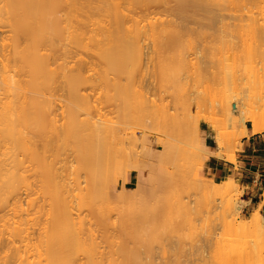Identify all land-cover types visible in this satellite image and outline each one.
<instances>
[{"label": "bare ground", "instance_id": "6f19581e", "mask_svg": "<svg viewBox=\"0 0 264 264\" xmlns=\"http://www.w3.org/2000/svg\"><path fill=\"white\" fill-rule=\"evenodd\" d=\"M219 1L220 0H0V31L3 34H5L0 39V222L5 221L3 225H0V240L5 239V240H8V242H9L8 243L9 244L8 250H5L6 252L4 251L5 254H3L2 250H1L2 252H0V264H36V263L40 264L39 260L43 259L42 257H44V255L39 257V260L33 256L39 255V254H37V252L42 247L40 246L39 249H36L38 251L35 250L36 251L35 255H33L32 252L28 251L26 249V247L30 248L32 245L35 249V247L38 246L36 244H38L39 242L42 243L43 238L47 239V242H46V240L43 241V243H45V244L47 243V245L44 246L46 248V250L43 251V249H41L42 251L40 250L39 253L46 252V254H48L44 257L46 259L41 261V263L43 262V264H44V261H45V264H47V263L49 264V262H50V264H52V263L53 264H143L142 261L139 262V260L137 259V258H140L139 256L136 255L139 252L135 251L133 253L131 251L128 252V251L122 250L126 246L121 248L123 253H121L120 250H116L117 251L116 253H118V252H119V254L121 253V255H118L119 257L113 256L116 254L115 252L113 255L108 253L109 255L106 254L107 256H105V254H104L105 251L101 253V251H100L101 246H99L100 242H98L99 243L98 244L96 241V238H94V236H95L94 234H96V233L91 232L89 229H86L87 228L86 222H88V219H90L87 216L88 214L86 215V213L85 214H83L84 212L82 213L83 214L82 216L86 215V217H87V218L85 217L87 220L84 221L85 220L84 217H80L81 212H79L80 215H78L79 214L78 212L76 213L77 208H75L76 207L75 204L73 206V200L75 201V199H76L75 203L79 204V206L81 208H83L84 207L83 205H86V204L88 205L89 203L95 204L96 200L98 201L104 197L105 201H102V203L99 201V203H101L100 204L101 209L99 211L96 209L98 211L96 216H98L99 212L103 213L104 209L106 211L108 209V211H109L107 213L104 212L103 214L99 213L100 218L98 216V219H100L99 221H101L100 223H102V225H104L103 223H104L105 219L108 221V219L111 218V216H107L108 214L111 215L113 213H116L114 211L116 209V205L114 206L115 209L111 210L113 213L110 212V210H109L112 208V206L115 203L111 204V208H109L110 204L109 205L105 204L104 206H102V205L104 203H106V200L109 201L110 197H108V195H107V194H109V191L112 192L115 190L113 188H116L114 186V181H115L116 177H119L120 175L122 176L124 174V172H119L123 168L122 162L124 160L120 161V164L122 166L120 167L118 174L117 173L113 174L117 169L114 168L115 169L114 170L113 168H110V167L109 168L107 167L108 169H105L103 164H104V161H106L105 162V164H106L107 160H108V158L104 160V155L106 158V156H108V155L110 156L113 153V151H112L113 145L111 143L112 140L109 139V137L110 136H113V137L119 136L121 138L122 135H124V128L122 127L123 125L122 126L120 125L118 127H117V125L115 126L114 124L117 123L118 121L117 122L113 121L115 119H113L112 117H111V119H113V120H111L110 116L108 114H107L105 121H108L110 119L109 121H111V122L110 123L108 122V123L110 125H114V126H110L107 122H105V124L103 122V124H102L101 120L93 122L94 114L96 112V109L98 108L97 107L98 102H97V104L95 103L96 105H94V100L92 101L91 98L89 99V97H90V95L94 96L95 93L97 94L95 97H98V95L100 93L98 94L97 92H100L102 89L103 90H105V89L102 88L100 91H98L97 89H100L99 88L100 86L96 85L97 89L95 90L96 92H94L93 87H91V89H93L94 95H92L90 92V95L88 96V95H86L88 91L87 92L85 91L86 94H82L80 92V88H82V89L84 88V90H85V89H87L88 83H89V87H90V86L94 85L95 80L98 79L105 86H108L110 88L113 87L112 88L113 90H114V88H117V92L115 90L113 92L114 94H112V92L109 91L108 94L113 95L112 98L114 101H117L119 98L120 99L118 101L119 102L122 101L124 95L128 93V89L130 90V88L125 89V85L128 84V80L125 79L127 77L124 78L123 76L128 75V77H130L129 80L131 81L132 77L135 76L136 74H138L135 70H137V68L143 63V59H144L143 49L145 50L146 47L142 48V46L144 45L145 42H148V41L153 42L154 48L152 47L153 49L152 48L151 49L155 50L156 54L160 50L162 52V55H159L160 52L158 53L159 56L157 55L158 57L161 58L158 61L159 62L158 65L156 63L158 68L155 67L156 65L153 64L154 69L157 68V73H158L153 77L157 78L159 76V79L162 80V82L159 80V82H161V84L163 82L167 83V81H169L173 77L174 78L171 79V81H174L176 79L182 80V78H186V77H184V75L185 76L187 75V77H190L191 79L193 78L192 77L193 75H196L198 77H205V79H207V81L204 80L205 82L204 81H202V82L206 83L207 86L206 85H205L206 87L203 86L202 91H205L206 94L207 93L209 94L210 91H212L213 89H214V91L217 90V92L215 91L216 92L215 94L212 95V92H211V94H209L211 97H209L210 99L208 101L210 104L212 102L213 103L215 102L214 103L215 107L220 108L219 109L220 111H218V113L216 112V114L219 116H218V118L216 117L215 119L218 120L221 117L220 114L222 113V111L225 112V110H226L225 113H227L229 111V112L233 113L234 115L239 116L238 122L242 123L243 128L241 129L239 136L236 135L237 137L235 138V136L233 135L234 140H232L231 138H233V137H231L232 136L231 135L232 133H231L228 135L229 138L231 137L230 139L227 136L226 139L223 140V138L220 137L223 134L221 133V135H220L219 133L221 132V130H218V129H220L219 127L221 126L220 122H219V120L218 121L216 120L215 122L216 123L219 122L217 124L220 126L217 127L218 129H216V128L213 129L212 132H214L216 134V137H215L216 144L215 145L217 148L212 149V148L207 147V145L205 144V133H204L203 129L199 130V126H198L199 123H198V125L195 126L198 129L195 128V130H194L191 128L193 126V125L191 126V124L192 123L195 124V122H193V120L194 121L196 120L198 122V120H197L198 118L192 119V120L188 119V121L190 120V122H188V121L186 122L183 120L187 117L186 115L183 117L182 116L176 117V115L180 114L179 112L182 108L181 104L183 103V99H182L183 95L179 99H178L179 96H177V98L175 97L174 99L172 98L171 101H172V103L174 102V104L172 106H171L172 103H170L171 101H169L170 98L169 99L164 98L163 103H160V104L158 103V105H157L156 100L154 101V99L152 100V98H150L151 101H149L148 100L149 96L146 98L145 97L146 95L144 96L142 94L143 93L142 92L141 94L143 95V97L140 94V97L138 98L139 103H140L139 105L141 107L140 110H142V112L139 111V113L141 112L142 115H143V113H144V115H146L147 112H148V114H150L152 112V114L155 115V114H157L155 112H158V113L160 112V114H162V112H164L162 114V116L163 117L166 116V118L161 117L162 118L161 119L162 124L161 123L160 124L164 128L163 129L161 127L162 128L161 130L163 132H165L166 129L167 130L165 133L160 132V134H164V136L167 137L172 132L171 130H174L172 133L174 136L176 134V137H177L176 139H178V136H180V134L182 136L179 138H181V139L185 138V135H184L185 130H184V132L182 131L183 133L181 132V130L185 129V128H182L181 130H180V128L182 126H184V124H185L184 122H186L187 124L190 123L189 125H187V127H189V128L186 127L187 128V130H186L187 137H186V142L184 143L185 148H186L185 149L186 154L188 153V156L189 155L193 156V157L192 156L190 157V160H191V158H193L194 159L193 162H194L196 160V158H194V156L198 155L199 153H200L201 159H208L212 155L222 157L225 155V153L222 151L224 145H226L227 147L231 146V147H233L234 150H236L240 141L244 137H246V135L248 133V126H247L248 122L251 123V128L253 129V131L255 133L264 132V22H263L264 19H261V18H264V16H262L264 14V12H263L264 11L263 10L264 9V5H263L264 0H259V1L257 0L256 1V4H259V7L258 6H256V7L259 8V9L258 8L257 9L259 10L260 13L258 12V10L256 8H254V10L256 9L257 12H255L253 10V7L256 5L255 3H254L255 5H252V4L250 5L251 1H253V0H248V2H247V0H245L248 3L247 5L248 6L250 5L251 9H249V10L250 11L253 10L256 14H253L252 13L253 11L248 13V14L245 13V12H247L244 9L245 7H243V9H244L243 11H245V12L242 11L241 14H239L240 13L239 9L241 8L242 5L241 6L233 5V7H232L230 4H227V5H230L232 7V8H229L227 10L228 6H226V3H229L232 1L231 4H233V2H234V4H236L237 0H235V1L230 0L228 2H226L227 0L226 1L222 0V1H224V3L226 2L225 3L226 7L223 5L224 4L223 2H219ZM240 1L238 0L237 4ZM245 1L243 3H246ZM260 3H262V4L260 5ZM217 4L218 5L221 4V5H219L220 7ZM214 5H217L216 6L217 8L218 7L222 8L224 13H225V11L230 12V14H227V15L225 13L226 17H228L229 15H233V14L236 15L237 11H234V13L232 12V14H231V11H233V10H238V14L240 16H238V18H236L237 16L235 17L233 15L234 18L232 16V19L230 20L231 17L227 19L225 17V15L224 16L221 15L222 12H220L221 14L218 13L219 15L215 14L216 12L213 13V11H214L213 6ZM262 5H263V9H262V7L260 8V6H262ZM161 9L166 11V14H168L169 16L171 15V17L176 16V17H178V19L180 18L181 23L179 24L176 20H173L172 18L170 19V17H168L169 19L168 18L164 19L166 16H168L164 12H163L165 14L164 17L158 16L157 11H159ZM231 9H233V10H231ZM260 9H262V11H260ZM241 10H242V8L240 9V11ZM200 13H202V16ZM242 13H245L246 17H244L245 15ZM94 15H98L99 17H101V19L98 21H94L93 20ZM172 15H174V16H172ZM256 15H258V16H256ZM224 17L227 20H230L232 22L230 23V21H229L228 23H224L223 22L225 20ZM235 18H236V20H235ZM259 18H260V20H262L263 23L259 22ZM233 19L237 23L240 22L239 25H237V23H236V25H232L234 22ZM227 20H226V22H227ZM245 20L248 21L249 26L251 27V29H250L251 30V32H250L251 36L248 35L249 38H251V41L249 39V41H248L249 44H247V41H246L245 43L247 45H245V43L240 44V43H238L237 40H236V42H234V36L232 33L233 29H231V31H229L230 27H234V28L236 27L237 30H240L239 29L240 24L241 25H243L244 23L246 24ZM241 22L242 23L244 22V23L242 24ZM191 23H194L197 25L199 24V27H201L203 29H204V27L209 28V29H212V28L215 29L216 27H218V26L220 27V25H223L222 28L220 27L221 29H219V30H221V31H222V29H225V30L222 31L223 33L221 31H220V33H217L218 36H216V34H215V38L216 37L221 38V42L224 40V42H222V43H224L225 45L222 44L223 47L220 49L219 48L217 49V51L219 50L218 52H220V56L218 58H216L217 57L216 55L212 56V58L214 57L216 60L214 58H213L214 60H212L210 58V60L207 61L206 59L204 60V57H207L206 55L208 54V52H211V50H213V49L216 50L217 47L210 49V47H212V46H211V44H209L210 47L208 46L209 47L208 49L210 51H207V52H205V51L208 49H206L204 51L205 48H203V50L201 48L200 50H202V52H203V53L201 52L202 55H205L204 57L203 56L201 57L203 60L199 57H197V58L195 57L196 59L199 58L197 61H200V62L195 61L194 60L195 58L192 59V60H194V62H191V61L190 62L193 64H191V63L187 64V65H189L187 67L190 68V70H188L189 72L185 71L183 73V70L186 68L185 67L181 73H179L180 70L178 71V73H177L178 75L174 74V72L172 73L175 76L177 75L176 78H175V76H172V74H171V78L169 79L170 74H167L168 76L166 77V71L169 67V63H171L172 65L174 64V62L177 63V61H175V58L172 56V52L175 50L177 52V50L179 48L181 49V47L185 46V44H184V46H182V45H183V43H185L184 39H185L186 34L190 35L191 32L194 33V30H192V28L190 26ZM241 28L244 29L243 27H241ZM244 31H246V30H244ZM199 32H200L199 35L204 34V32H202V31H199ZM237 33H236L237 34L236 36L239 35V31H237ZM243 34H245V32H243L240 35L242 36ZM246 34H247V32H246ZM246 37H247V35H246ZM246 37L244 36L243 38H246ZM240 38H242V37H240ZM240 40H242V39H240ZM240 40H239V42H240ZM244 40H243V42H244ZM64 41H67L68 43L66 45L62 44V42H64ZM209 42H206V43H209ZM212 42H215V40ZM90 44H91V46H90ZM190 44H191V42H190ZM212 44H214V43H212ZM215 44H216V42H215ZM85 45L90 46V48L87 47L89 49H91V47H92V49L90 50L92 54H93L92 51H94V57H91V59L97 58L101 64H104V67L107 70V73L106 74L104 73V76L102 75L103 74L102 72H101L102 74H100L97 71L98 78H95V75L97 73H95V75L93 74L94 76L89 73V71H92V70L96 71L95 68L90 69L91 63L84 62V59H82V60L76 59L79 57V55H77L78 54L77 51L76 52H74V51L77 50L78 48L87 49L85 47ZM83 46H84V48H83ZM191 46H192V44H191ZM216 46H217V44H216ZM73 52H74V56L72 55ZM153 52L154 51H152V53ZM75 53H77V54L75 55ZM149 53H151V52H149ZM155 53H153V54H155ZM146 54H148V53H146ZM153 54H150L151 56L146 55L148 57V58L146 57L147 60L149 59V57H151L152 61H155V59H154L155 57L153 58V56H152ZM75 56H76V58H75ZM81 58L79 57L78 59H81ZM72 59H76L77 61L76 60L73 61ZM184 59H186V57L182 58V61ZM188 59L190 60L191 58H188ZM96 61L94 62V64L95 63L98 64V62H96ZM149 61L150 60H148L147 64L149 63ZM152 61H150V62H152ZM167 61H169V62H167ZM243 61H245V64L243 63ZM164 62L168 63V64H165ZM179 62H181V61H179ZM144 64H142V65H144ZM190 64L192 67H190ZM102 66H100V64H99V69H100V67L102 68ZM141 66L139 67L140 69H141ZM104 67L102 68V70H104ZM142 67H144V66H142ZM145 67L148 68V66H146V65H145ZM106 70H104V72ZM108 71H111V72H108ZM141 71H142V69H141ZM135 72H136V74H135ZM87 73H89L88 75H90V76H88V75L86 76ZM108 73L113 74L117 78L114 79L113 81H109L105 77V75H106L109 78ZM144 73H143V75H144ZM155 73L156 72H154V74ZM154 74L152 73V75H154ZM160 74H163L162 78H160ZM180 74L181 75L183 74L182 75L183 77H181ZM122 77L126 80V84L125 85L122 84L124 86L120 88L119 87L120 86L119 79ZM164 77H165V79H164ZM110 78H112V77L110 76ZM137 78L138 77H136V79ZM61 79L62 80L64 79V80L62 82H59V80H61ZM186 79H189V78H186ZM191 79H189V82L187 80V83L192 88H196V86L193 87V85L198 84V82L195 83L197 78L196 77L194 78L196 80L193 79L194 80V84L192 83L193 85L191 84V82H193V80H191ZM98 80H96V82H98ZM133 81H134V78L130 82V83H132V85H134V83H135V81L134 82ZM171 81L169 83H171ZM100 82H98V83L101 84ZM58 84L60 85V87H58ZM136 84H137V86L139 85L138 87H141V85L138 84L137 81H136ZM62 85H64V87L66 86L65 90L69 89L68 91L66 90L67 96L64 95L66 98L63 95H61L62 89L64 91V88H62ZM165 85L166 84H164V86ZM199 85H201V84H199ZM82 86H84V87H82ZM96 86H94V87H96ZM128 87H129V85H128ZM131 87L133 88L134 86H131ZM165 87H168V86L166 85ZM207 87L209 88V90L206 92V90L208 89ZM215 87H218L220 89L219 90H218V88L215 89ZM60 88H61V92H60L61 94L59 95L58 89H60ZM122 88L127 92L125 93V91ZM135 88H136V86H135ZM135 88H134V90H135L134 91L135 92L134 97L138 96L140 93L137 91L138 94H136L137 89H135ZM205 88H207V89H205ZM120 89L123 90L124 92L121 91ZM194 90L195 89H193V91ZM214 91H213V93H214ZM205 93H203V96H206ZM230 93H233L239 97V103L236 102V100L230 99V97H229ZM106 94H107V91L105 92V94L103 93V97L105 95V98L103 100L105 101L108 98L106 100L107 103L105 102L106 103L105 105L108 104V100H110V98H111V97L106 98V96H108V94L107 95ZM114 95L116 96V99H115ZM216 95L218 96L217 98L215 97ZM121 96H123V97H121ZM142 98L144 99V101L142 100ZM100 99L101 98L98 99V101H100L99 103L104 104V101L102 99L101 100ZM127 99H129V98H127ZM130 99L132 102L134 98L133 99L130 98ZM214 99L215 100L217 99V100L215 101ZM125 100L126 99H123V101H125ZM179 100H180V102H179ZM184 100H185V98H184ZM186 100H187V97H186ZM136 101L134 99V103ZM185 101L183 103L184 106L186 104ZM189 101H191V99ZM193 101H195V97H194ZM128 102H130V101H128ZM143 102H145L144 104H146V105H144ZM202 102H204V101L200 102V106H201ZM149 103H151V104H149ZM152 103H154V104H152ZM197 103H196L195 110L197 108ZM120 104L117 103L118 106ZM142 104L144 106H142ZM210 104H208V106ZM100 105H99V108H101ZM105 105H103L104 108H105ZM112 105L113 104L111 103L110 106H112ZM117 105H113V106L116 107ZM124 105H128V104L124 103ZM124 105H123V107H124ZM133 105L129 104L128 107L127 106L126 107H127V109L128 108L129 109L133 108L134 110L137 109V112H138L139 108H137V106H138L137 102L135 103L134 107H130ZM176 105L177 106L179 105L181 107H179V106L177 107ZM192 105H194V104H192ZM121 106H122V104H121ZM173 106H174L175 110L174 109H172V110L174 112H176V110L178 111L179 108H180V110H179V112H177L178 114H176V115H174L171 112V115L172 114L174 115L173 118L169 117L168 121H166L165 119H167V117L170 116L169 113L171 111V107H173ZM203 106L204 105H202L200 107V109ZM58 107L59 108L61 107V109L63 108L64 111L66 110L65 112H63L61 110L63 113H60L61 111L59 110L60 115H62V117L66 118L67 122L65 121L66 122L65 124H64V122H63V124L61 123L63 120H65V118L63 119L60 117V119H63V120L57 119V118H59L58 117L59 115H57ZM109 107H107V110H106L107 113H109L108 111H111V110H108ZM143 107H145V108H143ZM175 107H177V108H175ZM209 107L207 110L210 111ZM211 107H212V104H211ZM215 107H212V108H215ZM189 108L191 109V107H189ZM133 109H131V110H133ZM185 109H186V107H185ZM205 109H202V110H205ZM198 110H199V108H198ZM186 111H184V112H186ZM199 111H201V110H199ZM209 111H208V114L210 113ZM99 112L100 111H98V113L96 112L97 116H95L96 118L94 120H98L99 115L102 113V112L101 113H99ZM112 112L113 111H111L110 113L112 114ZM181 112H183V110ZM201 112H199V113H201ZM64 113L66 116L63 115ZM104 113H103V115H104ZM122 113H123V111H121L120 114H122ZM126 114H129V113L127 112ZM189 114H190V112H189ZM189 114H188V117L191 116ZM142 115H141V117H142ZM217 115H214V116H217ZM108 116H109V119H107ZM123 116H124V114H122L121 118ZM223 116H224V113L222 114V117L220 119H222ZM226 116H228V114ZM126 117H124V118H126ZM135 117L137 118V116H135ZM175 117H176V119H174ZM195 117H197V116H195ZM180 118H183L182 121H180ZM224 118L225 119H223V121H225L226 123L228 122V124H230V125L233 124V123L231 124V122L237 123L235 118H233V120L231 122L226 120V118L229 120L228 117L224 116ZM100 119H103V118H100ZM104 119H103V121H104ZM138 120L141 121L140 119H138ZM169 120L171 121V123H169L170 122ZM176 120H177V122H176L177 125H173ZM59 121H61V122L58 123ZM165 121H166L167 125H163V123ZM223 121L221 120V123ZM212 122L214 123V121H212ZM111 123H113V124H111ZM180 123H181V126H180ZM168 124H170V126H168ZM63 125H66V126H63ZM58 126H59V128L57 129ZM166 126L170 127V129L168 127L165 128ZM175 126L179 127V128L175 129ZM60 127L63 130V131L61 130V133L59 131ZM49 130L50 131L52 130V132H50L49 135L52 137H53V135L55 136V138L51 137L52 141L54 142V143L52 142L53 145H56V148L53 151L57 150L59 143L63 144V142L67 143L68 141H70V145H71L72 140H74L72 143L75 142V145H76L75 149L72 146L74 144L69 146L68 144L65 143L64 146L68 145L67 146L68 149H66L65 151L66 152L69 151L70 147H71V149L74 150V153L72 155H75L77 152V154H76L77 157L76 156H73V157L77 158V163L79 161L81 163L80 165H82V164L84 165V166L82 165L83 167L82 166L79 167V169L80 168L85 169L86 171H82V172L85 173L84 176L86 174H88V176H85V177L89 178V179L84 178L85 180H89V181H84V182H86L85 183L86 186L84 185L85 187L82 186L84 183L80 179L81 174H80V177H73V179L75 180V185H76L75 187L72 186V185H74V184H72L74 180L73 181L71 180L72 179L71 177L73 175L70 176V178H69V176L66 175V179L69 178V179H67V180H69L68 182H65L66 179L63 182L62 181V179H64L63 177H62L61 182H60V177H61V175H64V174H61L62 172H60L63 169L59 168L60 169V170L58 169L59 171L56 169V168H58L57 165H55V163L56 164L58 163V161H57L58 157H56V154H55L56 152L55 153L50 152L53 154L54 159L52 158V160H55L54 162L51 160V158H50L51 161L48 162L47 159H49V157L44 158V156H47V153H49L50 149L52 151L53 147H55V146L51 145L52 143L50 142L51 141L50 136L47 137V133L49 132ZM55 130H58L59 132L58 131L56 132ZM168 130L171 132H168ZM196 130H198V131H196ZM130 132H128V133H130ZM177 132H178V135H177ZM57 133H59V135L62 134L63 137L65 136L64 138H66V135H67L68 140L66 139V140H63V142H61L60 140H62V138L59 139V135L57 136ZM166 133L168 135H166ZM171 134L168 137L169 138L172 137L175 139V137ZM129 135H131V134H129ZM129 135H128V137H132V139H135V138H133V137H135V135H133V134H132L133 136H129ZM183 135H184V137H183ZM106 137H107V139H106ZM124 137H122V139ZM168 137L160 139V143L162 144L165 152L172 154L173 160H174V157L179 156L178 158H180V155L183 152L182 153H181V151L178 152L177 148L181 147L183 150L184 144L182 143L183 145L181 144L182 145L181 146L179 144V142L181 140L178 139L179 141H175L178 143V147H177L174 144L175 142L173 143L174 140L169 139ZM46 138L47 139L49 138L50 141L47 140ZM37 139H39V140H37ZM40 139H42V141H45L41 144L46 147V149H45L44 146H42L44 148V149L41 148L44 151V152L41 151L42 153L39 152L41 149H39L40 145L38 148V144H37V141H38V143L41 141ZM108 139L111 141H109ZM102 140H103V143L101 144V147L102 146L103 147H102V150L100 152H102L103 149H105L107 147L106 141L109 142L110 146L108 145V147H110L111 150L108 149V150H110L108 152L109 154H104L105 151H103L102 153L104 155L100 152H99L100 155H97V153L95 154L93 152L100 146L99 143H101ZM147 140H148V138L146 139V141ZM171 140H173V141H171ZM230 140L233 141V144H230V142H231ZM56 141H59V142L56 143ZM104 141L106 143H104ZM117 141H119V139ZM146 141L144 142L145 144L147 143ZM49 142L51 144H49ZM137 142H139V141H137ZM137 142H136V144H137ZM182 142H184V141L182 140ZM46 143H48V144H46ZM35 145H37V147H35ZM47 145L50 146L49 150H48ZM148 145H150V144L148 143ZM61 146H63V145H61ZM104 146H106V147L104 148ZM63 148L61 147L60 148L61 151L58 149L57 152L62 154ZM124 148H126V147H124ZM98 149H101V148L99 147ZM149 149H151V148L149 147ZM173 149H175V150H173ZM176 149H177V152H175ZM73 150H70L69 152H71V151L73 152ZM123 150H125V149H123ZM80 151H82V154L80 153ZM97 151L98 150H96V152ZM149 151L150 150L146 151L147 154H149V155H147L148 159L154 160V156H152V154H150V153H153L152 150L150 152ZM173 151H174V153H173ZM78 153L81 155V157L78 156ZM176 153L178 154V156H176L177 155ZM186 154H184L182 161H183V159L184 160L188 159L187 158L188 156ZM128 155H127V157H130ZM182 155H181V157H182ZM48 156H49V154H48ZM119 156H120V152H119V155L117 157H119ZM147 156H146V158H147ZM78 157H79V159H78ZM111 157L112 156H110L109 160L119 164L118 163L119 161L117 160V158L114 157V155H113L114 158L113 157L111 158ZM122 157H124V156H122ZM80 158H82V159H80ZM236 158H237V155H236L235 151L232 152L228 156V160H230V161L236 160ZM26 159L27 160L29 159L28 161H31V164ZM87 159H91V161H89ZM94 159H96V161H94ZM176 159L177 158H175V161H176ZM83 160L86 161L85 162L86 164L83 163ZM116 160L118 162H116ZM158 160H160V157ZM161 160L159 162H161ZM173 160L171 161V163H174ZM180 160H181V158L177 159L178 162H176V164H175V168L176 169L178 168L177 171L180 170L179 169L180 165H181ZM45 161L47 163L51 162L52 164L49 165ZM111 161H109V162H111ZM32 162L34 163L33 166H32ZM129 162H131V161H129ZM191 162H192V160H191ZM196 162L197 161H195V163ZM108 163L106 164V166H108L110 164V163L109 164ZM146 163H148V166L144 167L143 170L140 169L141 164H139V160H136V161L134 160V162H132L131 164H134V166H135L134 168H136V172H138V177L141 176L145 180V182H146V180L147 181H150L151 179L155 180V179L151 178V176H147L148 175L147 172L151 169L150 167L153 163H151V162H150L151 164L149 162H146ZM179 163H180V165L178 167ZM195 163H193V164H195ZM28 164H30V166ZM162 164L164 165V163H162ZM54 165H55V167H54ZM72 165L73 164H71V166ZM76 165H79V164H76ZM129 165H127V166L129 167ZM168 166L169 165H167V167ZM53 167L56 170H54ZM32 168L35 171V175L40 174V176L39 175L38 176L40 177V183L41 184L40 183L39 184H40V186H42V188L39 186L38 183H37L36 188H35V185H33L31 182H29L28 177H26V176H28L27 173H29L28 172L29 170H31V173H33L32 176L33 177L35 176L34 172L32 171ZM34 168H36V170ZM72 168H73V166L71 167V170H73V172L75 173L74 168L73 169ZM76 168L77 167H75V169ZM117 168H119V167H117ZM125 168H126V166H125ZM147 168L149 170H147ZM67 169H70V166H68ZM109 169L110 170L112 169L111 172H109L110 171ZM26 170H28L27 173H26ZM123 170L124 169H122V171ZM194 170H195V167H194ZM57 171L60 173V176H59V173ZM77 171H79V170H76V173H77ZM36 172H38V173L36 174ZM64 172H67V174H68L67 170ZM150 172H151V170H150ZM77 175H78V173L75 174V176H77ZM37 177H35V178L37 179V182H38L39 177L38 178ZM173 178H175V177L173 176ZM26 179H27V181H26ZM171 179L172 178H170V181L172 182ZM41 180H42V182H41ZM71 181H72V183H71ZM77 181H78V183H77ZM197 181H198V187L204 186L203 185L204 182L200 177L197 178ZM87 182L89 183V185H88L89 187L87 186V184H88ZM30 183L32 184V186L35 189L32 188ZM66 184L67 185L69 184L71 186L70 188H72V187L76 188L77 187V189L79 190L81 195L78 194L79 192L77 193L76 196L73 195L72 191L74 189L72 188V190H71L69 188V185H68V187H66L67 186ZM77 184H78V186H77ZM80 184H81V186H80ZM210 184L215 185L216 187H218L221 190L223 198L225 201H228V197L230 199V197L235 195V194L234 195H232V194L239 190V181L234 179V178H229L227 180H223L222 182H216V181L212 180L210 182ZM30 187H31V189H29ZM140 187H143V186H140ZM26 188H27V190H29L30 195H32L34 193V192L31 193V191H33V190L35 191L36 189H38V190H36L34 195L37 193L36 195L38 196V191H40L42 194L44 193L43 194L44 197L43 198H42V196L40 197L41 194L39 193L38 198L40 197V199L42 198V200H45L47 202V200L44 199L47 196L49 201L52 202V204H51V202L49 203V201H48V204H47V206L49 205V207H50L49 209L51 211L46 207V202H42L43 206L45 205L44 210H46V211H47V209L49 210L47 212L45 211L46 212V218H45L46 220L43 221V223L45 222L44 223L45 225L48 222L46 225L47 229H46L45 225L42 224L45 227L43 230V226L40 224L41 223V221H40V223L38 222V228H40L39 226H41L40 229H42L43 231L40 229H39L40 230L39 231L38 228L36 227L37 225L36 226L34 225L36 227L35 230L37 229V232L34 231L35 233H33V232L29 233V234L33 233V236H30L28 233H26V232L30 231L31 229H26V227H27L26 226V220L28 218L25 215L28 216V214H26L27 208H25L23 206L22 200H21L22 190L27 191ZM83 188H84V190L80 191ZM86 188H87V190H86ZM165 188L167 189V187H165ZM40 189H42V190H40ZM66 189H68V191ZM69 190L72 193H69ZM78 190H76L74 192H77ZM85 190H86V193L84 194L83 192ZM165 190H163V191H165ZM168 190H170V189H168ZM123 191L125 192V189H123ZM144 191H145V189H144ZM67 192L69 193V195ZM121 193L122 192H120V194ZM141 194H144V193H141ZM70 195L72 197H75V199L74 198L72 199ZM78 195L81 197H79ZM77 196L79 197L78 199H77ZM105 196H107V197H105ZM120 196H122V194ZM106 198H109V199H106ZM129 198L130 197L126 198V200L127 199L130 200ZM33 199L31 198V200L34 201V204H35V200H36L37 205L36 204L35 205L38 207V204H40V202L38 203V201H42V200H38L36 197H34ZM231 199H233V197ZM109 202H107V203H109ZM175 202H177V200H175L174 203ZM228 202H226V203H228ZM231 202H232V200L229 203L231 204ZM178 203H179V205H177V204H175L176 206L173 205L174 206L173 211L177 210L179 212V210H184L183 212H185L186 217H188L187 220L189 221L190 210L188 209L186 203H184V202L181 203L180 201ZM34 204H33L34 208H37V207H35ZM50 204H51V206H50ZM97 204H96V206H98ZM141 204H139V206ZM145 204L146 203H144V205ZM230 204L227 206L228 207L231 206ZM33 206L29 205V207H33ZM131 206H133V207H130V209H127V210H129L128 212L131 213L133 211L131 214L133 215L135 213L137 215L136 216L134 214L135 216L132 217L133 220L134 219H136V220L132 221L129 219L130 221H128L129 225L131 224L130 227H132V224H133V226H135V227H133V229L131 228L132 231L138 230L139 226L141 227V225H140L141 222L144 223V221H147L148 219L149 220L146 223L149 222V224H151L150 222L152 219L148 218L149 216H147V218H145L146 215L144 217L142 216L144 214V212H146V211L142 210V213L140 214L139 209L142 207L137 208V206L135 207L133 204H131ZM147 206H148V204H147ZM104 207H107V208H104ZM242 207L243 206L242 205L239 206V204H238V206H236L237 210H239V211L242 210ZM38 208H40V207H38ZM93 208H92V211H94ZM78 209H79V207H78ZM39 210L43 211V208L39 209ZM52 211L55 214L53 217H52V215H53ZM77 211H79V210H77ZM92 211H91V213H92ZM134 211H136V212H134ZM177 211H176V213H177ZM10 212H12V213H10ZM45 212H43V213L45 214ZM149 212H150V210H149ZM43 213H42V215H44ZM48 213H50V214H48ZM75 213L78 215L77 218H75V216H76ZM11 214H13V215H11ZM74 214H75V216H74ZM104 214H107L106 215L107 217ZM119 214H118V216L120 217L119 220L122 221L121 218L123 217L124 214H126V212L123 213V215L122 214L119 215ZM146 214H147V212H146ZM148 214H150V213H148ZM172 214H174V212ZM178 214H180V213H178ZM9 215H11V216H9ZM42 215L40 214L38 217H40V216L42 217ZM91 215L92 214H90V212H89V217H91ZM139 215H141L142 217ZM161 215H163V214L161 213ZM161 215H160V217H161ZM175 215H172V216H175ZM10 217H12L13 220H12V218L10 219ZM41 217L40 218L35 217L36 219L34 217H30V218L33 219L32 220L33 222H35V220H39V219L42 220L44 218V217H42V218ZM93 217H91V219ZM104 217H106V218H104ZM47 218H49L50 221H49V219L47 221ZM81 218H82V221L80 220ZM167 218H169V216ZM31 219H29V220L31 221ZM77 219H79V220H77ZM158 219H159V217H158ZM126 220L120 222V226L125 231L127 229L129 230V228H130V227H128V225H126L128 227L126 229L125 225L124 226L122 225V224H125ZM32 221H31V223H32ZM107 221L105 222V225L108 224ZM93 222H95V220ZM93 222L91 224H93ZM133 222L134 223L136 222L135 224L137 226ZM227 222H228V224H227ZM227 222H226V224L228 226H230V224H232L231 221H227ZM235 223L233 221V224L230 227H232V228H233V226L235 227L236 226ZM84 224H85V226H84ZM98 225H100L102 227L101 224L98 223ZM239 226L237 228L241 229L242 226H244V229L243 228L241 230L238 229V232H236L237 231L236 227L234 228V230H236V231L231 230L232 228H230L228 230V232L234 231V234H233V232L229 233V234L230 235L232 234L231 236H233L235 238L233 239V237H232V239H228V241H226L227 239L224 240V243L219 247L220 251L215 256V258L218 260L219 264H251V261L253 263L256 260H260L261 253L263 251L262 249L264 248V217L260 213V210L259 211L257 210L256 213L252 214L247 219V222H245V225L243 224V225H239ZM28 227L30 228V226H28ZM49 228L51 230H49ZM90 228H91V226H90ZM228 228L229 227H227V229ZM33 229H32V231H33ZM245 229H247L248 231H251L253 233L252 234L253 235L252 238H254L253 241L250 240L251 236H249V233ZM41 231H42V236L41 235L40 236H41V238L43 236L44 237L41 239V241H39L38 238H40V236H36V233H37V235L41 234ZM44 231L46 232V234L44 233ZM49 231H51L52 234H49ZM239 231L243 232V233L240 232L241 236L244 235V231H246V233H248V234L244 235L245 236V237H243L244 239L246 238V235L250 238H247L245 240L240 239L242 237L239 236ZM130 233H131V235H134V234H132V232H130ZM236 233H238L239 237H237ZM229 234H226V236L231 237ZM29 236L30 237L36 236L37 240L39 242L37 241L38 243L34 244L35 243L34 239H36V238H30ZM95 237H97V236H95ZM27 239H30L32 243L27 242V241H30ZM32 239H33V241H32ZM236 239L239 240L238 242H240L242 240L241 244L240 243L234 244V243H236L235 242ZM247 240H250V241H248L249 243L252 241L250 243L251 246H250V244L246 245L248 243L243 244V241L247 242ZM27 243H31V244L28 245ZM252 243H253V245L256 244V246H253ZM40 245H42V244H40ZM235 245L238 248L239 247L243 248V246H245L248 249L250 246L251 248H253V250L250 249V251L248 252L247 248H246V250L244 249V251L242 252L243 249L242 250L237 249L235 247ZM33 247H32V249H33ZM26 251H28L30 255ZM111 251H110V253H111ZM137 251H138V249H137ZM245 251H246V253H245ZM252 251H254V252L256 251V252L254 253ZM26 253L30 257L32 255L33 256L30 258ZM139 255H140V253H139ZM27 256L29 257V259ZM47 256L50 257L51 260ZM255 258H256V260H255ZM31 261H33V262H31ZM35 261H37V262H35Z\"/></svg>", "mask_w": 264, "mask_h": 264}, {"label": "rangeland", "instance_id": "374dc122", "mask_svg": "<svg viewBox=\"0 0 264 264\" xmlns=\"http://www.w3.org/2000/svg\"><path fill=\"white\" fill-rule=\"evenodd\" d=\"M224 1H226V0H224ZM224 1H222V0H220L219 2H223L224 3ZM228 1H230V0H227L226 2H228ZM233 1H235V0H233ZM238 1V0H237ZM237 1H236V4H237ZM240 1V0H239ZM245 0H241L237 5L236 4H234V2H233V4H231L232 3V1L231 2H229V3H226V6H228V8H227V10L229 9V8H232L233 7V5H235V6H241V8H242V10L240 11V9H239V14H241V12L245 9V11H247V12H245V11H243V12H245V13H250V12H252L253 10H254V8H258L259 7V4H256V1L257 0H253V1H251V3H250V5L252 4V5H255L254 7H253V10L252 11H250L249 9H251L250 8V5L248 6L247 4V2H248V0H247V2L246 3H243ZM259 1V0H258ZM225 3L223 4L224 6H225ZM255 3V4H254ZM227 4H230V5H227ZM262 3H260V5H261ZM218 5V4H217ZM217 5H214L213 6V13L214 12H216L215 14H221L220 12H222V14L221 15H225V13H226V15L227 14H230V12H228V11H225V13H224V11L222 10V8H219L220 6L219 5H221V4H219L218 6V8L216 7ZM264 5V4H263ZM263 5L262 6H260V8L262 7V9H263ZM225 6V7H226ZM256 6H258V7H256ZM243 7H245L244 9H243ZM252 7V6H251ZM224 8V7H223ZM239 8V7H238ZM254 10L255 12H257V10L259 9H257V10ZM262 9H260V11H262ZM231 10H233V9H231ZM230 10V11H231ZM264 10V9H263ZM234 11H237V14H238V10H233V11H231V14H232V12L234 13ZM252 12L253 14H256L255 12ZM158 12V16H165V14H166V11H164V10H159V11H157ZM165 14H164V13ZM258 12H259V10H258ZM264 12V11H263ZM262 12V13H263ZM163 15H162V14ZM245 13H242V14H244L245 15ZM260 13V12H259ZM261 13V14H262ZM201 14V16H202V13H200ZM218 14V15H219ZM235 15V14H233L236 18H238V16H240L239 14L238 15ZM166 15H168V14H166ZM204 15V14H203ZM226 15H225V17H226ZM233 15H229L228 17H226L227 19L228 18H230V20L232 19V16ZM172 16H174V15H172ZM234 16H233V18H234ZM242 16V15H241ZM256 16H258V15H256ZM260 16V15H259ZM262 16H264V14L262 15ZM261 16V17H262ZM82 17V16H81ZM168 17H170V19L172 18L173 20H176L179 24L181 23V19L179 18L178 19V17H176V16H174V17H171V15L169 16H166L164 19H167ZM224 17V18H225ZM244 17H246V15L244 16ZM225 18V20L223 21L224 23H228L230 20H227ZM236 18H235V20H236ZM101 19V17H99L98 15H94L93 16V20L94 21H98V20H100ZM169 19V18H168ZM261 19H264V18H261ZM226 20H227V22H226ZM234 20V19H233ZM235 20H234V22H233V24L232 25H236V23L237 22H235ZM247 20V19H246ZM245 20V21H246ZM232 21H230V23H231ZM259 22L260 23H263L262 22V20H260V18H259ZM229 23V24H230ZM235 23V24H234ZM239 23L240 22H238L237 23V25H239ZM242 23V22H241ZM244 23V22H243ZM242 23V24H243ZM191 28H192V30H194V33H192L191 32V34L190 35H188V34H186L185 35V39H184V41H185V43H183V45L182 46H184V44H185V46L184 47H181V49L179 50H177V52H176V50L175 51H173L172 52V56L175 58V61H177V63L176 62H174V64L172 65L171 63H169V67H168V69H167V71H166V77L168 76L167 74H170L169 75V79L171 78V74L174 72V74H177L178 73V71L180 70V72L179 73H181L182 72V70H183V73L185 72V71H188V70H190V68L189 67H187V66H189V65H187V64H189V63H191V62H194V60L195 61H197L199 58H201L202 56L204 57L205 55H202V50H203V48H205L204 49V51L206 50V49H208L210 46H209V44H211V46L212 47H210V49H213L214 47L216 48V50H211V52H208V54L206 55L207 57H204V60L206 59L207 61L208 60H210V58L212 59V60H214L213 58H212V56L213 55H216L217 57L216 58H218L219 56H220V52H218L217 51V49L219 48H222L223 46H222V44H224V43H222V42H224V40L221 42V38H219V37H216L215 38V34H216V36H218L217 35V33H220V31L221 30H219V29H221L222 28V26L223 25H220V27L218 28V27H216L215 29H209V28H205L204 27V29L203 28H201V27H199V24L197 25V24H194V23H191ZM201 26V25H200ZM239 27V26H238ZM241 27H243L244 29H242ZM224 28V27H223ZM203 29V30H202ZM231 29H233V31H232V33H233V36H234V42H236V40L238 41V43H240V44H244L246 41H247V44H249L248 43V41H249V39H250V41H251V38H249V36L248 35H250L251 36V27L249 26V23H248V21H246V24L244 23L243 25H241L240 24V27H239V29L241 30H237L236 29V27L234 28V27H230V29H229V31H231ZM225 29H222V31H224ZM244 30H246V31H244ZM198 31V32H197ZM199 31H202V32H204V34H201V35H199L200 34V32ZM207 31V32H206ZM219 31V32H218ZM221 31V32H222ZM237 31H239V35L238 36H236L238 33H237ZM243 32H245V34H243L242 36L240 35V34H242ZM246 32H247V34H246ZM250 34H249V33ZM223 33V32H222ZM237 33V34H236ZM214 34V35H213ZM5 34H3L1 31H0V39H1V37H3ZM203 35V36H202ZM246 35H247V37H246ZM246 37V38H243V37ZM239 37V38H238ZM240 37H242V38H240ZM215 40V42H216V44H217V46H216V44H215V42H212V41H214ZM240 39H242V40H240ZM245 39V40H244ZM248 39V40H247ZM239 40H240V42H239ZM243 40H244V42H243ZM210 41V42H209ZM242 41V42H241ZM190 42H191V44H192V46H191V44H190ZM206 42H209V43H206ZM68 42L67 41H64V42H62V44H64V45H66ZM212 43H214V44H212ZM147 44V45H146ZM246 43H245V45H247ZM225 45V44H224ZM90 46H91V44H90ZM90 46H87V45H85V47L87 48V47H89L90 48ZM191 46V47H190ZM202 46V47H201ZM209 46V47H208ZM145 48V50L143 49V54H144V59H143V63L142 64H144V65H142V66H144L145 67V65L146 66H148V68H144V67H142L141 65V69H142V71H141V69L138 67L137 68V70H135L138 74H136V72H135V76H133L132 77V80H133V78H134V81H135V83H134V85H132V83H130L131 81L129 80V78L130 77H128V75H124L123 77L125 78V77H127V78H125L126 80H128V84H126V80L122 77V78H120L119 79V81H120V88L121 87H123L125 84V89L126 88H130V90L128 89V93L127 94H125L127 91H125L123 88V90L125 91V95H124V97L123 96H121V97H123V99H126L125 101H123V99H122V101H114L113 100V98H112V94H114L113 92L116 90V92H117V88H114V90L112 89V88H110V87H108V86H105L104 84H102V82H100V80H98V79H96V80H98V82H100L101 84H99L98 82H96V80H95V82H94V85H92V86H90L89 87V83L87 84V89H85L84 90V88L82 89V88H80V92L82 93V94H86V92H87V94L86 95H90V92H91V94L92 95H94V92H96L95 90L97 89V86L96 85H98V86H100L99 88L100 89H97L98 91H100L102 88H104L106 91H107V94L109 93V91H111L112 92V94H108V96H106V98L107 97H111L110 98V100H108V106L107 105H105L106 103H107V99L104 101L103 99L105 98V95H104V97H103V93L105 94V90H101L100 92H97L99 95H98V97L99 98H101L103 101H104V104H101V103H99L100 101H98V97H95L97 94L95 93V95L94 96H91L90 95V97H89V99L91 98V100L93 101L94 100V105H96L97 104V102H98V104H97V109H96V112L98 113V111H100L99 113H101L104 109V111L99 115V117H98V120H94L96 117L95 116H97V114H96V112H95V114H94V119H93V122L95 121H99V120H101L102 122V124H103V122H104V124H105V122H111V121H109L110 119H111V117L113 118V119H115V120H113V119H111V120H113V121H115V122H117V123H115L114 125L116 126L117 125V127L118 126H122L123 128H124V135H122V137H124L123 139H122V137L120 138L119 136H116V137H113V136H110L109 137V139H111L112 140V145H113V147H112V151H113V153H112V155H110V156H112L113 157V155H114V157L115 158H117V160L119 161H117L116 160V162H118L119 164H117V163H115V162H112L111 160H109V158H110V156L108 155V156H106V158H105V155L104 154H109L108 152L111 150L110 149V147H108V145H109V142L108 141H106L107 142V147L106 146H104V148L105 149H103V151H105L104 152V154L102 153V152H100L101 150H102V147H101V144L103 143V140H102V142L101 143H99L100 144V148L101 149H96V150H98L97 152H96V150L93 152V153H97V155H100L99 154V152L100 153H102L103 155H104V160L105 159H107L108 158V160H107V163L109 162V161H111V162H109L108 164V166H106V164H105V162L106 161H104V164H103V166H104V168L105 169H108L109 167L110 168H115V169H117L113 174H115V173H117L118 174V171H119V169H120V167L122 166L121 164H120V161H122V160H124L123 162H122V164H123V168L122 169H124L123 171H122V169L119 171V172H124V174L121 176L120 174V176L119 177H116V179H115V181H114V186L116 187V188H113V189H115L114 191H112V192H110L109 191V194H107L108 195V197H110V199L109 198H106V199H109V201L108 200H106V203H104L102 206H104L105 204H107V205H109L110 204V206H109V208H111V204L112 203H115L113 206H112V208L111 209H109L110 210V212H112L111 210H114L115 208H114V206L116 205V209L114 210L116 213H113V214H111V215H107V214H104L105 216L107 215V216H111V218L110 219H108V221L105 219V221H104V225H102V223H100L101 221H99L100 219H98V216H99V213H98V216H96L97 215V212L101 209V203H102V201H105L104 199V197L102 198V199H100V200H96V202H95V204L93 205V204H91V203H89L88 205L86 204V205H83L84 207L83 208H81L80 206H79V204H76L75 203V201H76V199H75V197H72L71 195V198L73 199H75V201L73 200V206H74V204H75V208H77L76 209V213L78 212H81V215H80V213L78 214V215H80V217H84V221H86L87 219V217H86V215L88 216V218H90V219H88V222H86V229H89L91 232H94V233H96V234H94L95 236H97V237H95L94 236V238H96V241H97V243L98 242H100V244H99V246H101V249H100V251H101V253L102 252H104L105 251V256H107V255H109V254H111V255H113L114 254V252L116 253L117 251L116 250H120L121 251V253H123V251L122 250H125V251H131V252H139L140 253V255H139V253H137L136 255L137 256H139L140 258H137L138 260H139V262L140 261H142V263L143 264H219V262H218V260L215 258V256H216V254H218L219 253V251H220V249H219V247L224 243V240H226V241H228V239H232V237L233 236H231L229 233H232L233 232V234H234V231H236V232H238V229H240V228H237L239 225H245V222H247V219L251 216V213L249 212V210L248 209H245V206H246V203L243 201V199H244V190L241 188V190H240V186H239V190L237 191V192H235V193H233L232 195H234V196H232L233 197V199H231L232 197H230V199H229V197H228V201L230 200H232V202H231V204L228 202V201H225L224 200V198H223V195H222V192H221V190L218 188V187H216L215 185H213V184H210V182L213 180V178H211L209 175H207V173H206V170H205V167H206V160L207 159H201L200 157V153L198 154V155H195L194 156V158H196V160L195 161H197L196 163H195V161L193 162V158H191V160H192V162H191V160H190V157L192 156V155H189L188 156V153L186 154V148H185V142H186V137H187V133H186V130H187V128H189V127H187V125H189V124H187L186 122L188 121V119H190V120H192V119H197L198 120V122L195 120H193V122H195V124H191V128L192 129H194L195 130V128L196 129H198L197 127H195L196 125H198V123H199V130H202L203 128L202 127H204V128H208V129H210L211 131L213 130V129H218L217 127H219L220 125V129H218V130H221V132L219 133L220 135H221V133L223 134V135H221L220 137L221 138H223V140L224 139H226V137L229 135V134H231L232 136L231 137H233V135L235 136V138L237 137L236 135H238L239 136V134H240V131H241V129L243 128V126H242V123H240V122H231V124L232 125H230V124H228V122L226 123L225 121H223V119H225L224 118V116L225 117H228V116H226L227 114H229L230 112L228 111L227 113H225L226 112V110H225V112L224 111H222V113L220 114L221 115V117H222V114L224 113V116H223V118L222 119H218L219 120V122H220V125H218L217 123H219V122H215L217 119H215L216 117L218 118V116L219 115H217L216 114V112L218 113V111H220L219 109L220 108H216L215 107V102L213 103H211L212 104V107H215V108H212L211 107V104L208 102L209 101V97H211L209 94H211V92H212V95L213 94H215L216 92H217V90H215L214 91V89L212 90V91H210V93L208 94H206L205 93V91H202L203 89H202V87L203 86H205L206 85V83H204L205 81H207V79H205V77H198V76H196V75H193L192 77V79L190 78V77H187V75L185 76L184 75V77H186V78H189V79H191V80H193L195 77L197 78V80L196 79H194V80H196L195 81V83H197L198 82V84H194V80H193V82H191V84L193 85V87L194 86H196V88H192L191 86H189V84L187 83V80H188V82H189V79H186V78H182V80L181 79H176V80H174V81H171V79H173V78H171L169 81H167V83H164V84H166L168 87H165L164 86V84L162 83L161 84V82H162V80H160L159 79V76L157 77V78H155V77H153V76H155L156 74H158L157 73V65H158V61L161 59L160 57H158L159 55H162V52H161V50L160 51H158L157 52V54L155 53V50H152L153 48H154V44H153V42H150V41H148V42H145L144 43V45L142 46V48ZM153 47V48H152ZM83 48H84V46H83ZM89 48H87V49H82V48H78L77 50H75L74 52H78V54L77 53H75V55L77 54V55H79V57L81 58V59H78V58H76V56H75V58L77 59V60H82V59H84V62H89V63H91V66H90V69H96V71H94V70H92V71H89V73L91 74V75H95V73H97V71L100 73V74H102L103 76H104V73L106 74L107 73V70L105 69V67H104V64H101L100 63V61L97 59V58H92L91 59V57H94V51H92L93 52V54L91 53V49H92V47H91V49H89ZM152 48V49H151ZM202 48V50H200ZM152 51H154L153 53H155V54H153L152 53ZM207 51H210L209 49L208 50H206L205 52H207ZM74 52L72 53V55L74 56ZM148 53V54H146V53ZM149 52H151V53H149ZM160 52V53H159ZM176 52V53H175ZM200 52V53H199ZM202 52V53H201ZM204 52V53H205ZM158 53H159V55H158ZM198 53V54H197ZM150 54H153L152 56H153V58L155 59V61H152V58L151 57H149V59L148 60H150V61H152V62H150L149 61V63L147 64V62H148V60H147V56L149 55V56H151ZM201 54V55H200ZM71 55V56H72ZM147 55V56H146ZM158 55V56H157ZM189 56V57H188ZM147 57V58H146ZM186 57V59H184L183 61H182V58H185ZM197 57H199L198 59H196ZM188 58H191L190 60L188 59ZM195 58V59H194ZM209 58V59H208ZM76 59H72L73 61H75ZM96 61V62H98V64H94V60ZM181 59V60H180ZM192 59H194V60H192ZM202 59V58H201ZM76 60V61H77ZM163 60V59H162ZM161 60V61H162ZM203 60V59H202ZM201 60V61H202ZM216 60V59H215ZM160 61V62H161ZM179 61H181V62H179ZM189 61V62H188ZM191 61V62H190ZM167 62H169V61H167ZM188 62V63H187ZM197 62H200V61H197ZM156 63H157V65H156ZM165 63V62H164ZM243 63L245 64V61H243ZM99 64H100V66H102V68L104 67V70H106L105 72H104V70H102V68L100 67V69H99ZM156 65L155 67H157L156 69H154V65ZM161 64V63H160ZM165 64H168V63H165ZM186 64V65H185ZM191 64H193V63H191ZM191 64H190V67H192L191 66ZM98 67H97V66ZM172 65V66H171ZM185 65V66H184ZM94 66V67H93ZM96 66V67H95ZM92 67V68H91ZM100 70H98V69ZM189 68V69H188ZM147 70V71H146ZM141 71V72H140ZM102 72V73H101ZM108 72H111V71H108ZM145 72V73H144ZM154 72H156L155 74H154ZM189 72V71H188ZM89 73H87L86 74V76L89 74ZM142 73V74H141ZM143 73H144V75H143ZM152 73L154 74V75H152ZM109 74V75H108ZM107 75L109 76V78L105 75V77L109 80V81H113L114 79H116L117 77H115L113 74H111V73H108ZM111 74V75H110ZM165 74V73H164ZM186 74V73H185ZM93 75V76H94ZM98 73L95 75V78H98ZM134 75V74H133ZM143 75V76H142ZM178 75V74H177ZM177 75L175 76V75H173L172 74V76H175V78L177 77ZM181 75V74H180ZM179 75V76H180ZM183 75V74H182ZM181 75V77H183ZM88 76H90V75H88ZM110 76L112 77V78H110ZM114 76V77H113ZM136 77H138L137 79H136ZM163 77V74H160V78H162ZM180 77V78H181ZM199 78V79H198ZM164 79H165V77H164ZM64 80V79H63ZM62 79L61 80H59V82H62L63 81ZM159 80L161 81V82H159ZM190 80V81H191ZM205 80V81H204ZM130 81V82H129ZM133 81V82H134ZM136 81L138 82V84H140L141 85V87H138L137 86V84H136ZM166 81V80H165ZM171 81V83H169ZM202 81H204V82H202ZM97 83V84H96ZM60 84V83H59ZM58 84V87H60V85ZM92 84V83H91ZM122 84H124V85H122ZM199 84H201V85H199ZM128 85H129V87H128ZM134 86L133 88L131 87V86ZM94 86H96V87H94ZM103 86V87H102ZM127 86V87H126ZM135 86H136V88H135ZM165 88H164V87ZM207 86V85H206ZM205 86V87H206ZM66 87V86H65ZM65 87H64V85H62V88H64V91H63V89H62V92H61V88L60 89H58L59 90V95L61 94V95H66L67 96V93H66V90H65ZM82 87H84V86H82ZM91 87H93V89H94V92H93V89H91ZM118 87V88H119ZM144 87V88H143ZM68 88V87H67ZM86 88V87H85ZM90 90H89V89ZM134 88L135 89H137L136 90V94H138V92H140L139 93V95L138 96H136V97H134L135 96V90H134ZM142 88V89H141ZM208 88V87H207ZM207 88H205V89H207ZM213 88V87H212ZM218 87H215V89H217ZM146 89V90H145ZM193 89H195L194 91H193ZM220 88H218V90H219ZM69 90V89H68ZM67 90V91H68ZM121 90V89H120ZM119 90V91H120ZM123 90H121V91H123ZM192 90V91H191ZM209 90V88L206 90V92ZM86 91V92H85ZM118 91V92H119ZM123 91V92H124ZM131 91V92H130ZM138 91V92H137ZM145 91V92H144ZM213 91H214V93H213ZM61 92V93H60ZM102 92V93H101ZM110 92V93H111ZM133 92V93H132ZM143 92V93H142ZM147 92V93H146ZM219 92V91H218ZM64 93V94H63ZM132 93V94H131ZM143 94L146 98L148 97L149 99V101H151L150 100V98H152V100L154 99V101L156 100L157 102V105H158V103L160 104V103H163V99L164 98H167V99H169L170 98V100L169 101H171V99L173 98H177V96H179L178 97V99L179 98H181L182 97V95H183V97H182V99H183V103H184V101L186 100V97H187V100L185 101V106L183 105V103L181 104V106H182V108H181V110H180V108L178 109V111L176 110V112H174L172 109H174V106L173 107H171V111H170V116H168L167 117V119H165L166 121H168V118L169 117H172L173 118V116L174 115H176V114H178L177 112H179V110H180V114H178V115H176V117L177 116H179V117H183V116H187L188 117V114H189V112H190V114L189 115H191V116H189L188 118L186 117L185 119H183V118H180V121H182V119L184 120V121H186V122H184L185 124H184V126H182L181 128H180V130L182 129V128H185V129H182L181 130V132L183 131L184 132V130H185V138H179V137H181L182 135L180 134V136H178V139L179 140H181L180 142H179V144L181 145L182 143L184 144V146H183V150H182V148L181 147H179V148H177L178 149V152H180L181 151V153L183 152H185L184 154H186L188 157V159L186 160H184L183 159V161H182V158H183V156H184V154L182 155V157H181V155H180V158H181V160H180V163H181V165H180V163L178 164V167H179V165H180V170L182 171H177L178 170V168L176 169L175 168V164H176V162H178L177 161V159H180V158H178L179 156H178V154L176 155V156H178V157H174V160H173V156H172V154H169V153H166L165 152V150H164V148H163V146H162V144L160 143V139L161 138H167L174 130H171V131H169L168 130V132H171L169 135L166 133V135H168L167 137L166 136H164V134H160V132L161 133H165L166 132V130H165V132H163L161 129L163 128L162 126H161V119L162 118H166V116L165 117H163L162 116V114L164 113V112H162V114H160V112L158 113V112H155V113H157V114H152V112L150 113V114H148V112L146 113V115H144V113H143V115H142V110H140V103H139V97H140V94ZM203 93H205V95L206 96H203ZM106 94V95H107ZM141 94V96L143 97V95ZM110 95V96H109ZM117 95V94H116ZM176 95V96H175ZM218 95V94H217ZM215 96L216 98L218 97V96ZM126 96V97H125ZM174 96V97H173ZM65 97V96H64ZM94 99H93V98ZM103 97V98H102ZM114 97H115V99H116V96L114 95ZM194 97H195V101H193V99H194ZM66 98V97H65ZM98 98V99H97ZM127 98H129V99H127ZM130 98H134L135 99V101L137 102V105L139 106H137V108H139V110H138V112H137V109L136 110H134L133 108H131V109H133V110H131V109H127V107H128V105L130 104V105H135V103H134V99H133V101L131 102V99ZM184 98H185V100H184ZM100 99V100H101ZM177 99V100H178ZM191 99V101H189ZM213 99V98H212ZM130 101V102H128V101ZM142 100L144 101V99L142 98ZM147 100V99H146ZM166 100V99H165ZM176 100V99H175ZM181 100V99H180ZM180 100H179V102H180ZM207 100V101H206ZM215 100V99H214ZM217 100V99H216ZM215 100V101H216ZM96 101V102H95ZM174 101V100H173ZM201 101H204V102H202V104H201V106L202 105H204L201 109H200V102ZM102 102V101H101ZM106 102V103H105ZM122 102V103H121ZM197 103V108H196V110H195V107H196V103ZM208 102V103H207ZM96 103V104H95ZM103 103V102H102ZM113 104V105H117V103L118 104H122V106H121V104L118 106H116V107H114L113 105L112 106H110V104ZM124 103H126V104H128V105H124ZM133 103V104H132ZM142 103V102H141ZM145 102H143V104H144ZM147 103V102H146ZM170 103H172V101L170 102ZM176 103V102H175ZM194 104V105H192V104ZM207 103V104H206ZM101 104V105H100ZM142 104V106H144V105H146V104H144L143 105ZM148 104V103H147ZM149 104H151V103H149ZM152 104H154V103H152ZM174 104V102L171 104V106ZM179 104V103H178ZM208 104H210L209 106H208ZM99 105H100V107L102 108H99ZM103 105H105V108H104V106ZM123 105H124V107H123ZM134 105L133 106H130V107H134ZM156 105V104H155ZM180 105V104H179ZM178 105V106H179ZM103 106V107H102ZM110 106V107H109ZM121 106V107H120ZM127 106V107H126ZM177 106V105H176ZM177 106V107H178ZM181 106H179V107H181ZM184 106V107H183ZM200 106V107H199ZM107 107H109L108 108V110H111V111H113L112 112V114L110 113L111 111H108L109 113H107ZM146 107V106H145ZM145 107H143V108H145ZM177 107H175V108H177ZM185 107H186V109H185ZM189 107H191V109L189 108ZM207 107V108H206ZM208 107L210 108V111L209 110H207L208 109ZM104 108V109H103ZM150 108V107H149ZM189 108V109H188ZM198 108H199V110H201V111H199L198 110ZM206 108V109H205ZM148 109V108H147ZM185 109V110H184ZM188 109V110H187ZM202 109H205V110H202ZM218 109V110H217ZM59 110L61 111H63V112H65L64 111V109L62 108L61 109V107L59 108L58 107V109H57V115H59L58 117L59 118H57V119H59V120H63L65 117H62V115H60V113H63L62 111L59 113ZM175 110V109H174ZM183 110V112H181ZM187 110V111H186ZM198 110V111H197ZM56 111V110H55ZM121 111H123V113L122 114H124V116L121 118V116H122V114H120L121 113ZM130 111V112H129ZM139 111H141L140 113H139ZM184 111H186V112H184ZM204 111V112H203ZM208 111L210 112L209 114H208ZM214 111V112H213ZM105 112V113H104ZM128 112L129 114H126V113ZM133 112V113H132ZM146 112V111H145ZM171 112L174 114H172L171 115ZM199 112H201V113H199ZM212 112V113H211ZM103 113H104V115H103ZM184 113V114H183ZM107 114L110 116V119H109V116H108V118L107 119H109L108 121H105L106 120V117H107ZM131 114V115H130ZM133 114V115H132ZM148 114V115H147ZM213 116H212V115ZM226 114V115H225ZM63 115H65V113L63 114ZM128 115V116H127ZM141 115H142V117H141ZM197 116V117H195V116ZM203 115V116H202ZM214 115H217V116H214ZM66 116V115H65ZM101 116V117H100ZM127 116V117H126ZM130 116V117H129ZM135 116H137V118L135 117ZM60 117L61 118H63V119H60ZM124 117H126V118H124ZM162 117V118H161ZM176 117L174 118V119H176ZM191 117V118H190ZM205 117V118H204ZM83 118V117H82ZM100 118H105L104 119V121H103V119H100ZM124 118V119H123ZM148 118V119H147ZM84 119V118H83ZM138 119H140L141 121H139ZM157 119V120H156ZM214 119V120H213ZM148 120V121H147ZM164 120V119H163ZM172 120V119H171ZM190 120L188 121V122H190ZM217 120V121H218ZM221 120L223 121L222 123H221ZM226 120L227 121H229L227 118H226ZM66 121V118H65V120H63L62 122L61 121H59L58 123H62L63 124V122H64V124L67 122H65ZM112 121V122H113ZM158 121V122H157ZM166 121L163 123V125H167V123H166ZM170 121V120H169ZM179 121V122H180ZM212 121H214V123L212 122ZM177 120L174 122V124L173 125H177ZM182 122V123H183ZM225 122V123H224ZM57 123V124H58ZM99 123V122H98ZM108 123V124H109ZM156 123V124H155ZM161 123V124H160ZM169 123H171V121L169 122ZM176 123V124H175ZM111 124H113V123H111ZM125 124V125H124ZM160 124V125H159ZM61 125V124H60ZM110 125V124H109ZM114 125H110V126H114ZM127 125V126H126ZM201 125V126H200ZM62 126V125H61ZM63 126H66V125H63ZM126 126V127H125ZM168 126H170V124H168ZM168 126H166L165 128H167ZM172 126V125H171ZM180 126H181V123H180ZM247 126H251V123H247ZM103 127V126H102ZM131 129H130V128ZM162 127V128H161ZM187 127V128H186ZM194 127V128H193ZM59 128V126L57 127V129ZM64 128V127H63ZM128 128V129H127ZM169 129H170V127H168ZM176 128H179V127H176L175 126V129ZM164 129V128H163ZM61 130H62V128L60 127V129H59V131H60V133H61ZM179 130V131H180ZM56 132L58 131V130H55ZM58 131V132H59ZM63 131V130H62ZM131 131V132H130ZM178 131V132H179ZM189 131V130H188ZM196 131H198V130H196ZM50 132H52V130L50 131L49 130V132L47 133V137L48 136H50L49 134H50ZM128 132H130V133H128ZM178 132H177V135H178ZM182 132V133H183ZM190 132V131H189ZM53 134V133H52ZM55 134V133H54ZM129 134H131V135H129ZM135 135V137H133V138H135V139H132V137H128V135L129 136H133V135ZM59 135V133H57V136ZM66 135V134H65ZM171 135H173V133L171 134ZM184 135H183V137H184ZM62 136V134L61 135H59V139L60 138H62V140H60L61 142H63V140H68V138H67V135H66V138H64L63 136ZM174 136V135H173ZM189 136V135H188ZM213 136L214 137H216V134L213 132ZM51 137L52 136H50V139H51ZM53 137L55 138V136L53 135ZM52 137V138H53ZM113 137V138H112ZM128 137V138H127ZM175 139L177 138L176 137V134H175ZM230 137V138H231ZM127 138V139H126ZM138 138V139H137ZM148 138V140L146 141V139ZM169 138V137H168ZM228 138H229V136H228ZM229 138V139H230ZM47 139V138H46ZM45 139V140H46ZM72 139V138H71ZM106 139H107V137H106ZM105 139V140H106ZM108 139V140H109ZM119 139V141H117ZM131 139V140H130ZM169 139H173V140H171V141H173V143L175 142V141H179L178 139H174V138H172V137H170ZM232 140H234V137L233 138H231ZM37 140H39V139H37ZM41 141H42V139H40ZM47 140H49V138L47 139ZM54 140V139H53ZM57 140V139H56ZM111 140H109V141H111ZM135 140V141H134ZM182 140L184 141V142H182ZM232 140H230L231 142H230V144H233V141ZM36 141V140H35ZM39 142L38 143V141H37V144H38V148H39V145H40V148L39 149H41V148H43L42 146H44V145H42L41 143H43V142H45V141H42V142ZM50 141V140H49ZM74 140H72V142H73ZM134 141V142H133ZM137 141H139V142H137ZM147 142L146 144L144 143V142ZM48 142V141H47ZM51 143L53 142L52 141V139H51V141H50ZM49 142V144H51ZM57 142H59V141H56V143ZM71 142V145L72 144H74V145H72L73 146V148L75 149V147H76V145H75V142L74 143H72ZM105 141H104V143H106ZM118 142V143H117ZM120 142V143H119ZM122 142V143H121ZM129 142V143H128ZM136 142H137V144H136ZM158 142V143H157ZM54 143V142H53ZM53 143L51 144V145H53ZM66 142H63V144H61V143H59V145H58V148H57V150L56 151H53L55 148H56V145H53V146H55V147H53V149H52V151H51V149L49 148L50 146H48V150L50 149V151H49V153H47V156H44L43 154V156H44V158L45 157H49V159H47V161L49 162V161H51L52 160V158L54 159V157H53V154L52 153H55L56 154V157H58V163L56 164L55 163V165H57V167L58 168H56L57 170L60 168V169H63L64 171H68V174H67V172H64L63 170L62 171H60V172H62L61 174H64V175H61V177H60V182H61V179H62V177L64 178V179H62V181L64 182V180L66 179V175L67 176H69V178H70V176H72L71 178V180L73 181L74 179H73V177H80V174H81V177H80V179L83 181V187H85L86 186V182H84V181H89V180H85V179H87L88 177H85V176H88V174H86L85 176H84V172H82V171H86L85 169H83V168H80L79 169V167H81L82 165H80L81 163L78 161V163H77V158H75V157H73V156H76L77 157V152H76V154L75 155H72L73 153H74V150L73 149H71V147H70V150H73V152L71 151V152H69V151H65L66 149H68L67 148V146L69 145V146H71L70 145V141H68L66 144H68L67 146H64V144H65ZM110 143V144H111ZM126 143V144H125ZM148 143L150 144V145H148ZM36 144V143H35ZM46 144H48V143H46ZM45 144V145H46ZM63 145V146H61V145ZM98 144V145H99ZM132 144V145H131ZM177 147H178V143L177 142H175L174 143ZM182 144V145H183ZM97 145V146H98ZM105 145V144H104ZM129 145V146H128ZM136 145V146H135ZM179 145V146H180ZM181 145V146H182ZM110 146V145H109ZM144 146V147H143ZM35 147H37V145H35ZM51 147V148H52ZM63 148L62 149V154L61 153H59V152H57L58 151V149L60 150V148ZM121 147V148H120ZM124 147H126V148H124ZM149 147L151 148V149H149ZM37 148V149H38ZM44 148L46 149V147L44 146ZM43 148V149H44ZM78 148V147H77ZM80 148V147H79ZM82 148V147H81ZM176 148V147H175ZM43 149H41L39 152L40 153H42V152H44L43 151ZM108 149H110V150H108ZM120 149V150H119ZM123 149H125V150H123ZM146 149V150H145ZM177 149H176V151L175 152H177ZM47 150V151H48ZM120 152V156L119 157H117L118 155H119V152ZM148 150H152V152L153 153H150V154H152V156H154V160H151V159H148V156L147 155H149V154H147V152L146 151H148ZM173 150H175V149H173ZM42 151V152H41ZM61 151V150H60ZM107 151V152H106ZM123 151V152H122ZM149 151V152H150ZM222 151L225 153V156L227 157V159H228V156L232 153V152H234L235 150L233 149V147H227L226 145H224V147H223V149H222ZM50 152H52V153H50ZM66 152V153H65ZM79 152V151H78ZM91 152V151H90ZM129 152V153H128ZM139 152V153H138ZM164 152V153H163ZM222 152V153H223ZM65 153V154H64ZM80 153L82 154V151H80ZM127 153V154H126ZM163 153V154H162ZM173 153H174V151H173ZM48 154H49V156H48ZM54 154V155H55ZM61 154V155H60ZM101 154V155H102ZM129 154V155H128ZM146 154V155H145ZM46 155V154H45ZM63 155V156H62ZM84 155V154H83ZM82 155V156H83ZM86 155V154H85ZM116 155V156H115ZM127 155L128 156H130V157H127ZM134 155V156H133ZM161 155V156H160ZM224 155V154H223ZM78 156H80L81 157V155L78 153ZM122 156H124V157H122ZM146 156H147V158H146ZM151 156V155H150ZM151 156V157H152ZM93 157V156H92ZM111 157V158H112ZM113 157V158H114ZM150 157V158H151ZM159 157H160V160H161V162L162 163H164V165L166 166H164L161 162H159L160 160H158L159 159ZM186 157V156H185ZM193 157V156H192ZM199 157V158H198ZM50 158H51V160H50ZM60 158V159H59ZM129 158V159H128ZM175 158H177L176 159V161H175ZM78 159H79V157H78ZM80 159H82V158H80ZM156 159V160H155ZM171 159V160H170ZM27 160V159H26ZM29 160V159H28ZM27 160V161H28ZM46 160V159H45ZM74 160V161H73ZM87 160H89V161H91V159H87ZM131 161V162H129V161ZM134 160L136 161V160H139V164H141L140 165V169H142L143 170V168L144 167H147L148 166V163H146V162H151V163H153L152 165H151V172H150V170L147 168V170H149L148 172H147V176H151V178H153V179H155V180H150V181H147L146 180V182H145V180L141 177V176H139L138 177V172H136V168H134L135 166H134V164H131L132 162H134ZM173 160V162L174 163H171V161ZM53 162L55 161V160H52ZM76 161V162H75ZM93 161V160H92ZM94 161H96V159H94ZM170 161V162H169ZM182 161V162H181ZM234 161V160H233ZM28 162H30V164H31V161H28ZM46 162V161H45ZM86 161H84L83 160V163H85ZM168 162V163H167ZM187 162V163H186ZM205 162V163H204ZM47 163V162H46ZM150 163V164H151ZM193 163H195V164H193ZM198 163V164H197ZM27 164V163H26ZM30 164H28L29 166H30ZM47 164H52L51 162L50 163H47ZM71 164H73L72 166H73V168H74V171H75V173L73 172V170H71ZM76 164H79V165H76ZM86 164V163H85ZM130 164V165H129ZM174 164V165H173ZM183 164V165H182ZM193 164V165H192ZM34 165V163L32 162V166ZM55 165H54V167H55ZM76 165V166H75ZM127 165H129V167L127 166ZM167 165H169L168 167H167ZM173 165V166H172ZM68 166H70V169H67L68 168ZM77 167L76 169H75V167ZM84 166V165H83ZM82 166V167H83ZM125 166H126V168H125ZM150 166V165H149ZM182 166V167H181ZM195 167V170H194V167ZM27 167V166H26ZM54 167H53V169H54ZM62 167V168H61ZM108 167V168H107ZM117 167H119V168H117ZM155 167V168H154ZM72 168V169H73ZM29 169V168H28ZM31 169V168H30ZM35 170H36V168H34ZM56 169H54V170H56ZM59 169V170H60ZM66 169V170H65ZM114 169V170H115ZM155 169V170H154ZM58 170V171H59ZM70 170V171H69ZM76 170H79V171H77V173H78V175L77 176H75V174H77L76 173ZM110 170V169H109ZM112 170V169H111ZM111 170L109 171V172H111ZM175 170V171H174ZM27 171L28 170H26V173H27ZM32 171L34 172V175H35V171L33 170V168H32ZM57 171V172H58ZM29 173H27V175L28 176H26V177H28V179H29V182H31L33 185H35V188H36V185H37V183L39 184L40 183V174H37L38 172H36V174L37 175H35L34 177L32 176V174L33 173H31V170H29L28 171ZM64 172V173H63ZM153 172V173H152ZM59 173V172H58ZM71 173V174H70ZM130 173H134V175L136 176V179L134 180V184H132V185H129V188H127L126 187V182H127V177L130 175ZM70 174V175H69ZM156 174V175H155ZM39 175V176H38ZM199 175V176H198ZM39 177V181L37 182V179L35 178V177ZM59 176H60V173H59ZM169 176V177H168ZM172 176V177H171ZM173 176L175 177V178H173ZM37 177V178H38ZM198 177H200L202 180H203V182H204V186L203 187H198V181H197V178ZM69 178H67V179H69ZM85 178V179H84ZM169 178V179H168ZM170 178H172L171 180H172V182L170 181ZM65 180V182H68L69 180ZM76 179V178H75ZM89 179V178H88ZM211 179V180H210ZM26 181H27V179H26ZM72 181H71V183H72ZM144 181V182H143ZM214 181V180H213ZM41 182H42V180H41ZM80 182V181H79ZM143 182V183H142ZM30 183V184H31ZM70 183V184H71ZM77 183H78V181H77ZM88 183V182H87ZM29 184V183H28ZM32 184H31V186H32ZM41 184V183H40ZM40 184H39V186H40ZM65 184V183H64ZM72 184H74V185H72V186H76L75 185V180L73 181V183ZM175 184V185H174ZM43 185V184H42ZM67 185V184H66ZM65 185V186H66ZM69 185V184H68ZM68 185L66 186V187H68ZM85 185V186H84ZM89 185V183L87 184V186ZM165 185V186H164ZM168 185V186H167ZM29 186V185H28ZM77 186H78V184H77ZM80 186H81V184H80ZM125 186V187H124ZM140 186H143V187H140ZM41 188H42V186H40ZM71 186L69 185V188H70ZM89 187V186H88ZM87 187V188H88ZM165 187H167V189L165 188ZM32 188H34L33 186H32ZM34 188V189H35ZM68 188V189H69ZM73 188V187H72ZM72 188H70L71 190H72ZM87 188H86V190H87ZM143 188V189H142ZM29 189H31V187L29 188ZM68 189H66L67 191H68ZM74 190L72 191L73 192V195H77V193L79 192V190L77 189V187L76 188H73ZM78 190L77 192H74V191H76V190ZM123 189H125V192L123 191ZM141 189V190H140ZM144 189H145V191H144ZM166 189V190H165ZM168 189H170V190H168ZM26 190H27V188H26ZM36 190H38V189H36ZM36 190L34 191H31V193H35L36 192ZM40 190H42V189H40ZM84 190V188L82 189V190H80V191H83ZM86 190L83 192L84 194L86 193ZM112 190V189H111ZM163 190H165V191H163ZM28 191V192H27ZM27 191H25V190H22V195H21V200H22V204H23V206L25 207V208H27L26 209V214H28V216L27 215H25L28 219L26 220V226L28 227V226H30V228L28 227H26V229H31L30 231H28V232H26V233H31V232H33V233H35L34 231H36L37 232V229L35 230V228L37 227L38 228V222L40 223V221H41V225L42 224H44L43 223V221L44 220H46L45 218H46V212L47 211H49L50 209V207H49V205L47 206V204H48V201H49V199L47 198V196L44 198V199H46L47 200V202L45 201V200H42V198L44 197L43 196V194L40 192V191H38V196H39V193L41 194L40 195V197L42 196V198L40 199V197L38 198V196L35 194L34 195V193L32 194V195H30L29 194V190H27ZM141 191V192H140ZM144 191V192H143ZM172 191V192H171ZM43 192V191H42ZM70 190H69V193H72ZM120 192H122L121 194H122V196H120L121 194H120ZM124 192V193H123ZM140 192V193H139ZM68 193V192H67ZM69 193H68V195H69ZM141 193H144V194H141ZM79 195H81L80 194V192L78 193ZM67 195V194H66ZM67 195V196H68ZM78 195V196H79ZM126 195V196H125ZM77 196V199L79 198V197H81V196H79L78 197ZM142 196V197H141ZM34 197H36L38 200H42V201H38V203L40 202V204H38V207H40V208H38L36 205H37V202H36V200H35V204H34ZM105 197H107V196H105ZM128 197H130L129 199L130 200H126V198H128ZM163 197V198H162ZM171 197V198H170ZM31 198L33 199V200H31ZM70 198V199H71ZM162 198V199H161ZM174 200H173V199ZM112 200V201H111ZM175 200H177V202H175L174 203V201ZM72 201V200H71ZM79 201V200H78ZM77 201V202H78ZM99 201L101 202V203H99ZM184 202V203H186V205H187V207H188V209L190 210V212H189V221L187 220L188 219V217H186V215H185V212H183L184 210H179V212L177 211V210H175V211H173V207L174 206H176L175 204H177V205H179V203L178 202ZM42 202H46V207L49 209H47V211L46 210H44V207H45V205L43 206V203ZM51 201H49V203H50ZM107 202H109V203H107ZM157 202V203H156ZM226 202H228V203H226ZM79 203V202H78ZM98 203V204H97ZM137 203V204H136ZM142 203V204H141ZM144 203H146L145 205H144ZM32 205L33 206V204L35 205V207H37V208H34V206L33 207H29V205ZM51 204H52V202H51ZM51 204H50V206H51ZM96 204L99 206H96ZM131 204H133L135 207L137 206V208L139 207H142V208H140L139 210H140V214L142 213V210L143 211H146L147 212V214H146V212H144V214L142 215L143 217L145 216V218H147V216H149L148 218H150V219H152L151 220V224H149V222L148 223H146L147 221H144V223L143 222H141V227L139 226V228H138V230H134V231H132V229H133V227H135V226H133V224H132V227H130V225H129V222L128 221H130V220H132V221H134V220H136V219H134L133 220V216H135L134 214L132 215L131 213L133 212H131V213H129L128 211L129 210H127V209H130V207H133V206H131ZM136 204V205H135ZM139 204H141L140 206H139ZM147 204H148V206H147ZM231 205V206H227V205ZM238 204H239V206H243V209L241 210V211H239V210H237V208H236V206H238ZM40 205V206H39ZM106 205V206H107ZM160 205V206H159ZM174 205V206H173ZM96 206V207H95ZM145 206V207H144ZM43 208V211L42 210H39V209H42ZM78 207H79V209H78ZM94 207V208H93ZM152 207V208H151ZM178 207V206H177ZM30 210H29V209ZM53 208V207H52ZM81 208V209H80ZM92 208L94 209V211H92ZM104 208H107V207H104ZM103 208V209H104ZM118 208V209H117ZM46 209V208H45ZM86 209V210H85ZM98 211H97V210ZM126 209V210H125ZM135 209V208H134ZM28 210V211H27ZM77 210H79V211H77ZM121 210V211H120ZM132 210V209H131ZM138 210V211H139ZM149 210H150V212H149ZM161 210V211H160ZM46 211V212H45ZM51 211V210H50ZM87 211V212H86ZM90 212V214H92L91 215V217H93L92 219H91V217H89V212ZM91 211H92V213H91ZM105 213H107V212H109L108 211V209H107V211L104 209L103 210ZM152 211V212H151ZM164 211V212H163ZM176 211H177V213H176ZM182 213H181V212ZM30 212V213H29ZM43 212H45V214L43 213ZM84 212V213H83ZM103 212V213H104ZM120 214H122L123 215V213H125L126 212V214H124L123 215V217L121 218V220L122 221H125L126 219V222H125V224H122L123 226L125 225V228L127 229L128 227H130L129 228V230L127 229L126 231L125 230H123L122 229V227L120 226V222H122V221H120L119 220V216H118V214L119 213ZM134 212H136V211H134ZM174 212V214H172ZM10 213H12V212H10ZM9 213V214H10ZM42 213L44 214V215H42ZM52 213H53V211H52ZM51 213V214H52ZM75 213V214H76ZM85 214L86 213V215H84V216H82L83 214ZM102 213V212H101ZM100 213V214H101ZM102 213V214H103ZM129 213V214H128ZM148 213H150V214H148ZM155 213V214H154ZM161 213L163 214V215H161ZM178 213H180V214H178ZM42 215V217H44L42 220L41 219H39V220H35V222H33L32 220L33 219H31L30 217H37V218H40V217H38L39 215ZM48 214H50V213H48ZM47 214V215H48ZM75 214H74V216H75ZM95 214V215H94ZM119 214V215H120ZM138 214V213H137ZM157 214V215H156ZM170 214V215H169ZM177 216H176V215ZM11 215H13V214H11ZM11 215H9V216H11ZM55 214L53 213V215H52V217L54 216ZM78 215L76 214V216H75V218H77L78 217ZM130 215V216H129ZM160 215H161V217H160ZM172 215H175V216H172ZM183 215V216H182ZM30 216V217H29ZM106 216V217H107ZM129 216V217H128ZM137 216V215H136ZM139 216H141V215H139ZM141 216V217H142ZM159 217V219H158V217ZM169 216V218H167ZM185 216V217H184ZM13 217V216H12ZM12 217H10V219L12 218ZM41 217V218H42ZM48 217V216H47ZM86 217V218H85ZM106 217H104V218H106ZM174 217V218H173ZM99 218H100V216H99ZM109 218V217H108ZM144 218V219H145ZM9 219V218H8ZM15 219V218H14ZM17 219V218H16ZM29 219H31V221H32V223H31V221L29 220ZM36 219V218H35ZM48 219L49 218H47V221H48ZM102 219V218H101ZM130 219V220H129ZM143 219V218H142ZM141 219V220H142ZM12 220H13V218H12ZM77 220H79V219H77ZM81 221H82V218L80 219ZM90 220V221H89ZM95 220V222H93ZM104 220V219H103ZM140 220V221H141ZM154 220V221H153ZM236 220V221H235ZM37 221V222H36ZM49 221H50V219H49ZM93 222V224H91L92 222ZM98 221V222H97ZM107 221V225H105V222ZM170 221V222H169ZM227 221H231V223L233 224V221H234V223H235V227L237 228L236 230H234V226H233V228L232 227H230L232 224H230V226H228L227 224H228V222ZM245 221V222H244ZM4 222L5 221H3V222H0V225H3L4 224ZM90 222V223H89ZM226 222H227V224H226ZM48 223V222H47ZM47 223H46V225H47ZM85 223V222H84ZM98 223L99 224H101L102 225V227L100 226V225H98ZM134 223V222H133ZM136 223V222H135ZM134 223V224H135ZM230 223V222H229ZM239 224V225H238ZM36 227H35V226ZM45 225V224H44ZM44 225H42L43 226V230H44V228L46 227V229H47V226L45 225V227H44ZM49 225V224H48ZM126 225H128V227L126 226ZM136 225V224H135ZM34 226V227H33ZM84 226H85V224H84ZM89 226V227H88ZM90 226H91V228H90ZM93 226V227H92ZM106 228H105V227ZM137 226V225H136ZM32 227V228H31ZM40 228H41V226H39ZM104 227V228H103ZM227 227H229L228 229H227ZM240 227V226H239ZM34 228V229H33ZM40 228H38V230L40 229ZM124 228V227H123ZM132 228V229H131ZM230 228H232L231 230H234V231H232V232H228V230L230 229ZM242 228L244 229V226H242ZM241 228V229H242ZM32 229H33V231H32ZM95 229V230H94ZM240 229V230H241ZM40 230H42V229H40ZM39 230V231H40ZM42 230V231H43ZM49 230H51L50 228H49ZM93 230V231H92ZM245 230H247V229H245ZM38 231V232H39ZM42 231H41V234H38L37 235V233H36V236H42ZM48 232V231H47ZM130 232H132V234H134V235H131V233ZM240 232L241 233H243L242 231H239V236H241L240 235ZM247 232L249 233V236H251V238H252V232L251 231H248L247 230ZM33 233L32 234H29L30 236H33ZM40 233V232H39ZM44 233L46 234V232L44 231ZM54 233V232H53ZM248 233H246V231H244V235L245 234H248ZM44 234V235H45ZM49 234H52L51 233V231H49ZM226 234H229L231 237H228V236H226ZM237 234V237H239L238 236V233H236ZM235 234V235H236ZM35 235V234H34ZM241 236L242 238H240V239H244L243 237H245V236ZM29 236V237H30ZM30 237V238H36V239H34L35 240V243L34 244H36V243H38L39 241H41V239L44 237H42L41 238V236H40V238H38V240H37V237ZM98 238V239H97ZM235 237H233V239H234ZM247 238H250V237H248L247 235H246V238L245 239H247ZM250 238V240H254V238H252L251 239ZM239 239V238H238ZM239 239V240H240ZM244 239V240H245ZM27 240H30V239H27ZM44 240H46V242H47V239H45V238H43L42 239V243H40V244H42V245H40L39 243L38 244H36V245H38L37 247H35V249H34V247L31 245V247L30 248H28V247H26V249L28 250V251H30V252H32V254L33 255H35V253H36V251H38V250H36V249H39V247L41 246L42 248L41 249H43V251H45L46 250V248L44 247L45 245H47V243L45 244V243H43V241ZM239 240H237L236 239V243H234V244H238V243H240L241 244V242H242V240L240 241V242H238ZM250 240H247V242H244L243 241V244H245V243H248V244H246V245H249L250 243L248 242V241H250ZM32 241H33V239H32ZM38 241V242H37ZM225 241V242H226ZM27 242H31V240L30 241H27ZM255 242V241H254ZM9 242H8V240H0V252H2L3 251V254H5L4 253V251L5 250H8V244ZM32 243V242H31ZM31 243H27L28 245H30ZM26 244V245H27ZM33 244V245H34ZM252 245H253V243H252ZM126 246V247H125ZM241 246V245H240ZM243 246V245H242ZM250 246H251V244H250ZM249 246V249L247 248V247H245V246H243V248L242 247H237L236 245H235V247L237 248V249H240V250H242V252L244 251V249L246 250V248H247V251L249 252L250 251V249L251 250H253V248H251ZM253 246H256V244L255 245H253ZM32 247H33V249H32ZM44 247V248H43ZM123 247H125V248H123ZM129 249H128V248ZM121 248H123L122 250H121ZM40 249V250H41ZM137 249H138V251H137ZM256 249V248H255ZM2 250V251H1ZM36 250V251H35ZM40 250L37 252V254H39V255H37V256H33V257H36L38 260H39V257H41L42 255H44V257L46 256V255H48V254H46V252H44V253H39L40 252ZM112 250V251H111ZM115 250V251H114ZM236 250V249H235ZM257 250V249H256ZM263 251H262V253H261V258H260V260H256V258H255V260L256 261H254L253 263H252V261H251V264H264V248L262 249ZM28 251H26V252H28ZM42 251V250H41ZM110 251H111V253H110ZM237 251V250H236ZM239 251V250H238ZM6 252V251H5ZM252 252H254V251H252ZM251 252V253H252ZM256 252V251H255ZM254 252V253H255ZM109 253V254H108ZM121 253L119 254V252L118 253H116L115 255H113L114 257H117L118 255H121ZM245 253H246V251H245ZM253 253V254H254ZM27 254V253H26ZM28 254H29V252H28ZM27 254V255H28ZM107 254V255H106ZM30 255V254H29ZM28 255V256H29ZM110 255V256H111ZM27 256V257H28ZM31 256V257H32ZM30 257V256H29ZM29 257H28V259H29ZM30 257V258H31ZM44 257H42L43 259H41V260H39V263L40 264H43V262L41 263V261L42 260H44V259H46V258H44ZM48 257V256H47ZM119 257V256H118ZM49 259H50V257H48ZM47 258V259H48ZM48 259V260H49ZM31 260V259H30ZM29 260V261H30ZM33 260V259H32ZM36 260V259H35ZM37 260V261H38ZM51 260V259H50ZM37 261H35V262H37ZM47 261V260H46ZM31 262H33V261H31ZM48 262V261H47ZM53 262V261H52ZM250 263V262H249ZM37 264V263H36ZM44 264H45V261H44ZM48 264V263H47ZM49 264H50V262H49ZM53 264V263H52Z\"/></svg>", "mask_w": 264, "mask_h": 264}, {"label": "crops", "instance_id": "0c3cea01", "mask_svg": "<svg viewBox=\"0 0 264 264\" xmlns=\"http://www.w3.org/2000/svg\"><path fill=\"white\" fill-rule=\"evenodd\" d=\"M203 131L207 147L216 149L213 132L204 127ZM235 153L237 158L234 161L228 160L225 155L210 156L205 161L206 173L216 182L229 178L238 180L240 190H244L245 209H248L251 215L260 210L264 217V132L255 133L251 126H248V133L240 141ZM135 179L134 173H130L126 187L134 184Z\"/></svg>", "mask_w": 264, "mask_h": 264}, {"label": "clouds", "instance_id": "9594fccd", "mask_svg": "<svg viewBox=\"0 0 264 264\" xmlns=\"http://www.w3.org/2000/svg\"><path fill=\"white\" fill-rule=\"evenodd\" d=\"M229 97H230L231 100H236V102L239 103V97L236 96L235 94L230 93ZM228 118H229V122H231L233 120V118H235L237 122L239 121V116H236V115H234L231 112L228 114Z\"/></svg>", "mask_w": 264, "mask_h": 264}]
</instances>
